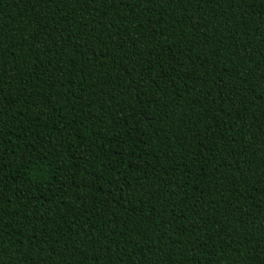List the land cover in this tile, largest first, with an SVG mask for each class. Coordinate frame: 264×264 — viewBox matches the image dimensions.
I'll list each match as a JSON object with an SVG mask.
<instances>
[{
  "label": "trees",
  "instance_id": "16d2710c",
  "mask_svg": "<svg viewBox=\"0 0 264 264\" xmlns=\"http://www.w3.org/2000/svg\"><path fill=\"white\" fill-rule=\"evenodd\" d=\"M0 264H264V0H0Z\"/></svg>",
  "mask_w": 264,
  "mask_h": 264
}]
</instances>
